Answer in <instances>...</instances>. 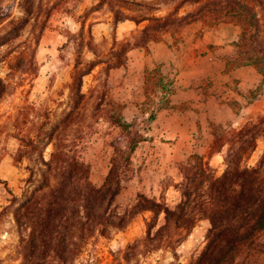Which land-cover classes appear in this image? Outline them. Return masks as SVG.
Returning <instances> with one entry per match:
<instances>
[{"label": "trees", "instance_id": "obj_1", "mask_svg": "<svg viewBox=\"0 0 264 264\" xmlns=\"http://www.w3.org/2000/svg\"><path fill=\"white\" fill-rule=\"evenodd\" d=\"M33 1L20 0L26 15L33 13ZM118 1L140 11L155 10L137 19L118 12L117 24L126 20L137 25L146 23L134 43L122 42L127 43L126 52L131 47H142L149 53L150 44L164 41L166 35L180 43L184 30L193 23H201L204 28L235 24L241 32L235 43L236 55L227 60V71L252 66L263 79L250 94L264 86V0ZM188 5L193 9L182 13ZM12 9L10 2L0 0V26L12 17ZM167 10L166 14H159ZM22 22L28 23L29 19L22 17L16 23ZM18 36L19 32L13 37ZM114 43L118 41L115 39ZM121 65L119 62L114 67ZM175 80L176 75L164 73L163 65L146 68L145 100L139 104L142 109L147 106L142 110L148 115L145 125L151 126L161 110L174 107L170 97L175 92ZM7 90V83L0 78V99ZM158 94L163 97L156 101ZM258 96H252V100ZM114 106L117 113L107 112V119L120 132L112 142L111 166L101 186L92 182V166L80 158L74 146L64 149L58 144L49 160L44 158V152L41 154L45 170L39 169L40 177L28 167L30 175L22 193L12 194L21 233L22 264H77L92 239L108 237L112 229H124L146 212L153 214V223L143 239L149 252L165 248L176 255L198 222L207 220L210 227L206 246L190 264H264V156L257 164H249L259 141L264 140V113L241 127L212 125L211 154H222L225 170L220 175L209 160L199 154L191 155L181 164L183 178L175 184L180 201L175 207L164 199L140 194L135 204L121 209L117 199L126 188L133 155L147 137L138 116L129 121L124 116L126 105ZM234 108L238 112L237 103ZM19 140L27 148H38L34 138ZM29 153L22 152L20 159ZM0 183L6 181L0 177ZM10 207L6 206L1 215ZM161 215L164 223L155 230ZM85 264L101 263L94 253H89Z\"/></svg>", "mask_w": 264, "mask_h": 264}, {"label": "rangeland", "instance_id": "obj_2", "mask_svg": "<svg viewBox=\"0 0 264 264\" xmlns=\"http://www.w3.org/2000/svg\"><path fill=\"white\" fill-rule=\"evenodd\" d=\"M7 1L13 6L12 17L0 26V78L8 86L6 95L0 99V177L6 181L0 183V264H22L21 233L12 194L22 193L30 175L28 167L40 177L39 169L45 170L41 154L44 152V158L49 160L58 144L64 149L74 146L80 158L91 164L92 182L98 186L104 183L114 151L112 142L120 132L107 119V112L117 113L114 105L122 103L111 70L119 62L126 63L127 43H134L146 24L142 23L141 29L117 30L116 17L120 12L137 19L155 10L140 11L118 0H34L33 13L26 15L20 0ZM192 9L193 6H185L182 13ZM22 17L29 22L16 23ZM99 22L104 24L98 25ZM186 29L199 36L213 30L239 37L241 32L235 24L225 23L205 28L201 23H193ZM17 32L19 36L13 37ZM121 36L128 37V42L114 43ZM143 93L135 96L138 105L127 111V117L140 118L147 138L133 155L126 188L116 203L125 209L144 194L164 199L175 207L180 201L175 184L182 181L181 164L189 157L184 160L181 155L172 157V148L166 145L168 140L161 136L155 123L151 126L143 123L148 117L142 113L147 106L143 109L139 106L145 100L144 90ZM258 94L256 98H264V86L247 99L252 100ZM161 97L158 94L154 98L158 101ZM29 137L37 140V149L27 148L19 140ZM27 150L30 153L21 160V153ZM263 156L261 139L249 164H257ZM210 162L218 174L224 172L222 154L215 155ZM152 223L153 214L146 212L124 229H112L108 237L92 239L77 264H85L89 253H94L101 264H190L206 246L210 223L201 220L178 247L176 255L165 248L149 252L143 239ZM163 223L161 215L155 230Z\"/></svg>", "mask_w": 264, "mask_h": 264}, {"label": "crops", "instance_id": "obj_3", "mask_svg": "<svg viewBox=\"0 0 264 264\" xmlns=\"http://www.w3.org/2000/svg\"><path fill=\"white\" fill-rule=\"evenodd\" d=\"M117 25V30L143 26L131 20ZM127 38L121 36L116 40L128 42ZM238 39L213 30L199 36L186 29L178 45L167 36L162 42L150 44L149 53L142 47L129 48L126 63L111 70L115 90L121 93V102L126 105L125 118L130 120L127 111L138 105L135 96L144 95L146 68L163 65L165 74H176L175 92L170 97L174 107L158 113L155 128L168 140L166 145L172 148V157L181 155L184 160L199 154L210 161L219 154H211L213 124L241 127L264 111V98L247 99L261 84L262 76L257 70L243 66L227 71V60L236 55ZM234 103L238 104V112Z\"/></svg>", "mask_w": 264, "mask_h": 264}]
</instances>
